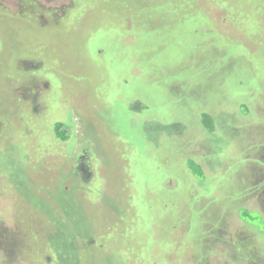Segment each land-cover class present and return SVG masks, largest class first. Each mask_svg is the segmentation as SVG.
I'll return each mask as SVG.
<instances>
[{
  "label": "rangeland",
  "instance_id": "obj_1",
  "mask_svg": "<svg viewBox=\"0 0 264 264\" xmlns=\"http://www.w3.org/2000/svg\"><path fill=\"white\" fill-rule=\"evenodd\" d=\"M6 198L0 264H264V0H0Z\"/></svg>",
  "mask_w": 264,
  "mask_h": 264
},
{
  "label": "trees",
  "instance_id": "obj_2",
  "mask_svg": "<svg viewBox=\"0 0 264 264\" xmlns=\"http://www.w3.org/2000/svg\"><path fill=\"white\" fill-rule=\"evenodd\" d=\"M72 7H73V5H72ZM72 7L70 9H68V11H70L72 9ZM65 18H67V16ZM65 18H62V19H65ZM210 118H211V116L208 115L207 113L202 114V122H203L204 125L205 124L207 125L208 129H212V127H211V119ZM54 135L61 142H66L70 138V129L64 127V124H62L61 122H56L55 125H54ZM188 169L193 174H195L196 176H199V177L203 176V174H204L203 170L199 167V165L196 164L191 159H188ZM45 261H46V257H45Z\"/></svg>",
  "mask_w": 264,
  "mask_h": 264
},
{
  "label": "clouds",
  "instance_id": "obj_3",
  "mask_svg": "<svg viewBox=\"0 0 264 264\" xmlns=\"http://www.w3.org/2000/svg\"><path fill=\"white\" fill-rule=\"evenodd\" d=\"M7 197V193H6ZM15 214V207L13 203L9 199H5V204L2 209H0V215H3L9 219H11Z\"/></svg>",
  "mask_w": 264,
  "mask_h": 264
}]
</instances>
